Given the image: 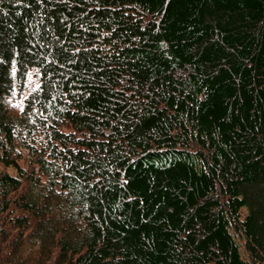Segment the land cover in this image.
<instances>
[{
    "label": "trees",
    "instance_id": "trees-1",
    "mask_svg": "<svg viewBox=\"0 0 264 264\" xmlns=\"http://www.w3.org/2000/svg\"><path fill=\"white\" fill-rule=\"evenodd\" d=\"M0 264H264V0H0Z\"/></svg>",
    "mask_w": 264,
    "mask_h": 264
}]
</instances>
